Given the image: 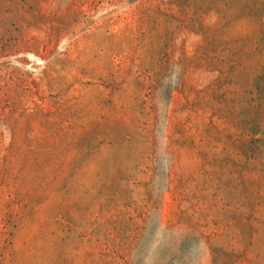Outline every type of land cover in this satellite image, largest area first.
<instances>
[{
	"label": "rangeland",
	"instance_id": "1",
	"mask_svg": "<svg viewBox=\"0 0 264 264\" xmlns=\"http://www.w3.org/2000/svg\"><path fill=\"white\" fill-rule=\"evenodd\" d=\"M256 86L264 0H0V264H264Z\"/></svg>",
	"mask_w": 264,
	"mask_h": 264
},
{
	"label": "trees",
	"instance_id": "2",
	"mask_svg": "<svg viewBox=\"0 0 264 264\" xmlns=\"http://www.w3.org/2000/svg\"><path fill=\"white\" fill-rule=\"evenodd\" d=\"M251 109H250V117L247 121L239 120V125L237 129H239L242 137H247L248 142L252 145V152L249 157L255 160L256 153L258 152V146L256 141H259L260 144L264 145V89L262 87H255L252 91V95L250 98ZM258 168L252 170V174Z\"/></svg>",
	"mask_w": 264,
	"mask_h": 264
}]
</instances>
